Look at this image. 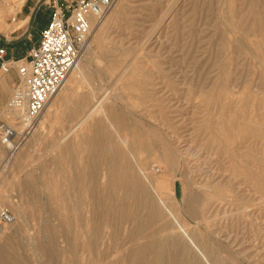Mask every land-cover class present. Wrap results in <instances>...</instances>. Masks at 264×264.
Instances as JSON below:
<instances>
[{
  "label": "rangeland",
  "instance_id": "374dc122",
  "mask_svg": "<svg viewBox=\"0 0 264 264\" xmlns=\"http://www.w3.org/2000/svg\"><path fill=\"white\" fill-rule=\"evenodd\" d=\"M248 1L116 0L93 20L71 102L46 107L9 163L0 145V208L14 216L0 233L2 262L126 264L128 248L148 240L174 259L167 236L146 223L147 209L136 220L103 222L107 162L90 166L86 140L97 130L122 141L119 121L144 132L146 150L129 153L132 167L145 161L153 177L170 178L162 201L180 211L194 239H181L179 264H206L197 247L216 253L218 264H264V0H255L253 27ZM22 2L0 0V30L17 26ZM136 222L146 229L131 235Z\"/></svg>",
  "mask_w": 264,
  "mask_h": 264
},
{
  "label": "bare ground",
  "instance_id": "6f19581e",
  "mask_svg": "<svg viewBox=\"0 0 264 264\" xmlns=\"http://www.w3.org/2000/svg\"><path fill=\"white\" fill-rule=\"evenodd\" d=\"M247 7L251 14V18L249 21L250 27H253L256 17L255 15L256 10H258L256 1L249 0L247 2ZM263 15H264V11H263ZM81 70L82 67L79 61V63L71 71L64 85L68 86L71 83L75 82L76 80L78 81L77 73L81 72ZM53 103H54V96L51 98V100L48 102L46 106L48 110L50 109V106H53L52 105ZM122 125L123 123L122 122L119 123L118 121V126L124 127L123 132L126 135L124 136L122 141L115 140L113 137L114 134L111 131L108 132L104 131V133L102 132L103 133L102 135V133H98L97 130L91 132L86 140V142L89 144L90 147V154L88 158L90 166L92 165L95 168L100 165L98 164L99 161L103 162L104 160L105 162H107V168L105 172L107 178H106L104 191L102 192L103 193L102 201H100V205L104 210L103 222L111 225L112 219L130 220L133 218L134 220H136L139 211L141 209H147L148 215L146 216L147 217L146 223L154 222L155 224H157V226L161 229V232L167 236L169 240V244H168L169 248L171 250L176 251L177 254L175 255L174 259H170V262H168L164 257L165 247L163 246V244L155 242L154 240H148L137 246H131L130 248H128L126 254L121 256V260L124 261L126 264H179L180 262L179 252L181 253L182 250L183 251L185 250V249L180 250L179 248L181 239L187 238L192 242H194V239L191 236L190 232L188 231L186 227V223L181 220L180 211L174 207L173 208L167 207L166 204H164L162 201L160 191L163 189V187L167 185V183H169L170 178L161 177L162 179H158L155 176L153 177L150 173L146 171L145 161L139 160L137 162L136 169L132 167V165L130 164L132 161H129L131 160L129 159V153H132L134 151H139L141 153L142 151L146 150L145 136H144V132H142V130L139 128L136 129L128 128L129 129L128 130L125 127L126 123L125 126ZM152 130L154 136H157L156 129L153 127ZM248 130L253 132V127L248 126ZM105 143H109L110 146H105ZM123 143H125L126 145L128 144V148H126L123 145ZM175 159H176V155L174 154L173 151H171L169 158L170 168L172 167V165L174 166V164L176 163ZM149 187L157 196L159 202L158 207L151 205L150 203ZM94 188H90L93 199L95 194ZM130 198L131 200L129 201ZM15 205L17 206V208L21 207L19 203H15ZM188 206L190 207H185L186 213L189 214L190 216H194L195 214H193V211L195 206L193 205H188ZM111 213H113L112 216ZM176 225L180 229L178 230L177 234H173L172 230ZM145 226L146 224H139L137 222L134 223L133 226L129 228L130 234L134 235V234L142 233L146 229ZM120 228H121L120 224H115L114 226H112V231L116 233L120 230ZM112 231L110 232V234L113 235ZM4 232H5V228L4 227L0 228V233H4ZM73 244L74 243L72 242L71 245L67 247V249L73 251L75 248ZM150 250L154 251L153 252L154 256L152 255L153 258L151 259L147 257L148 256L147 254L150 252ZM197 250L199 251L198 256H200V259L203 260L204 263L218 264L217 263L218 255L216 253L210 251L208 252L204 251L199 247H197ZM213 259H216V261ZM5 263L2 261L0 262V264H5Z\"/></svg>",
  "mask_w": 264,
  "mask_h": 264
},
{
  "label": "built area",
  "instance_id": "2783aa9c",
  "mask_svg": "<svg viewBox=\"0 0 264 264\" xmlns=\"http://www.w3.org/2000/svg\"><path fill=\"white\" fill-rule=\"evenodd\" d=\"M116 0H64L55 7L39 42L24 59L6 58L0 48L1 67L16 68L19 81L0 116V145L9 161L38 129L44 110L64 86L79 63L89 41L93 20L100 18ZM14 221L8 208H0V228Z\"/></svg>",
  "mask_w": 264,
  "mask_h": 264
},
{
  "label": "crops",
  "instance_id": "0c3cea01",
  "mask_svg": "<svg viewBox=\"0 0 264 264\" xmlns=\"http://www.w3.org/2000/svg\"><path fill=\"white\" fill-rule=\"evenodd\" d=\"M63 2L64 0H23L15 17L17 26L9 30H0V48L5 49L6 58H26L29 55L31 47L39 42L41 31L48 24L53 10ZM18 81L19 74L17 69L3 70L0 60V116L6 103L12 96L14 87ZM75 82L68 86L64 85L65 89L61 88L55 94L53 104L55 102L57 104L59 100L58 104L60 106L68 104L69 101L71 102V93L73 92V88H75ZM56 97L57 101L55 100ZM79 102L80 100L73 101L74 105ZM57 116L58 113L51 114L50 118L56 119Z\"/></svg>",
  "mask_w": 264,
  "mask_h": 264
}]
</instances>
